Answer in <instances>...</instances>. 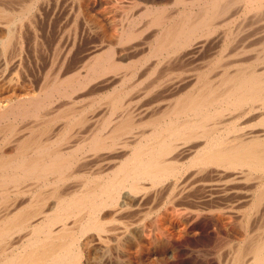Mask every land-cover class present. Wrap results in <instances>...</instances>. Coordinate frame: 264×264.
Masks as SVG:
<instances>
[{
    "label": "bare ground",
    "instance_id": "obj_1",
    "mask_svg": "<svg viewBox=\"0 0 264 264\" xmlns=\"http://www.w3.org/2000/svg\"><path fill=\"white\" fill-rule=\"evenodd\" d=\"M179 252L264 264V0H0V264Z\"/></svg>",
    "mask_w": 264,
    "mask_h": 264
},
{
    "label": "rangeland",
    "instance_id": "obj_2",
    "mask_svg": "<svg viewBox=\"0 0 264 264\" xmlns=\"http://www.w3.org/2000/svg\"><path fill=\"white\" fill-rule=\"evenodd\" d=\"M224 232H225V229H223V228H221ZM181 236H179L177 233H175L174 234V236L172 237V242L176 245V246H178L179 244V248L181 247V249L183 248V246L184 245H188L190 242H192V239H193V236H189V235H185V236H182L181 238H180ZM174 239V240H173ZM182 241V243H181V241ZM191 239V240H190ZM178 240V241H177ZM177 242V243H176ZM179 243V244H178ZM185 255H183V253H181V252H179L178 254H177V257L172 261V263L173 264H184V262H185V264H192L193 262L192 261H189L190 259L189 258H186V256L184 257ZM183 257V258H182ZM211 257H205L204 258V262L203 263H201V264H209L210 262H211ZM209 260H210V262H209ZM206 261V262H205ZM177 262V263H176ZM187 262V263H186ZM212 263V262H211Z\"/></svg>",
    "mask_w": 264,
    "mask_h": 264
}]
</instances>
